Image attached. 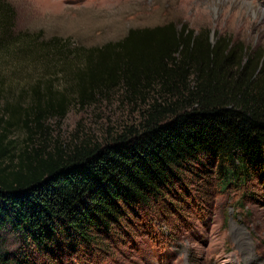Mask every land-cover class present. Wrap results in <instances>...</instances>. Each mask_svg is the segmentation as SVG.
I'll use <instances>...</instances> for the list:
<instances>
[{
	"label": "trees",
	"instance_id": "trees-1",
	"mask_svg": "<svg viewBox=\"0 0 264 264\" xmlns=\"http://www.w3.org/2000/svg\"><path fill=\"white\" fill-rule=\"evenodd\" d=\"M12 15L0 1V52L85 60L76 75L81 105L119 90L147 109L138 127L104 144L50 150L31 136L17 152L14 129L42 133L43 120L63 118L69 101L49 85L0 108V264H91L108 242L130 245L129 229L169 223L177 202L196 205L194 183L209 198L255 182L264 189V54L173 22L84 49L14 35Z\"/></svg>",
	"mask_w": 264,
	"mask_h": 264
},
{
	"label": "rangeland",
	"instance_id": "rangeland-1",
	"mask_svg": "<svg viewBox=\"0 0 264 264\" xmlns=\"http://www.w3.org/2000/svg\"><path fill=\"white\" fill-rule=\"evenodd\" d=\"M0 1L13 11L14 35L60 37L69 39L73 47H102L122 40L131 29L173 22L195 35L208 32L212 42L226 38L253 54H264V0ZM26 59L0 52V108L23 95L27 103L34 89L41 86L45 90L49 85L65 95L69 104L63 118L48 116L43 120L42 133L35 125L32 132L24 125L14 129L11 139L17 142V152L29 144L31 136L51 150L57 144H104L128 127L140 125L147 106L126 102L119 90L81 105L76 75L88 66L85 60L74 58L59 64ZM206 189L203 183L189 186L196 205L181 209L185 205L177 202L180 215L171 213L169 223L154 222L151 232L129 229L133 236L130 245L108 242L111 247L103 246L105 252H99L91 264H264V189L255 182L210 198L204 194Z\"/></svg>",
	"mask_w": 264,
	"mask_h": 264
}]
</instances>
